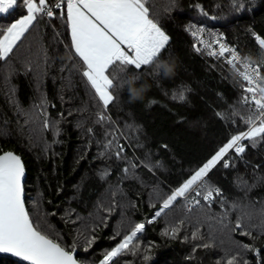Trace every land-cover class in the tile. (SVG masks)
Returning a JSON list of instances; mask_svg holds the SVG:
<instances>
[{
	"label": "trees",
	"instance_id": "trees-1",
	"mask_svg": "<svg viewBox=\"0 0 264 264\" xmlns=\"http://www.w3.org/2000/svg\"><path fill=\"white\" fill-rule=\"evenodd\" d=\"M177 2V8L165 13L164 7L169 0H149L151 11L159 15L170 34L171 43L160 59L174 62V73L158 79L142 76L136 82V86H144L141 98L129 101L123 94L121 101L114 103L109 112L116 121L117 134L128 156L135 155L137 163L141 160L153 164L160 161L163 167L152 172L138 167L135 178L121 183L124 195H118L117 201L126 204L131 200L137 207H114L107 224H99L96 228V239L91 247L86 245L85 239L91 235L92 225H88V233L81 234L83 225L74 224L73 220L77 215L87 217L95 211L97 200L103 197L110 183L118 181L117 173L124 164L100 158L95 139L90 142L86 134L89 126H94L101 136L102 129L93 123L96 112L93 93L86 88L81 74L71 70L74 60H69V49L65 47L66 43L70 44V37L59 19L55 20V28L52 23H42L15 50L11 60L6 64L0 62V151H14L22 156L26 171V208L34 222H38L53 239L69 247L75 241V254L80 264H98L105 250L122 238L111 239L122 213L126 218L122 231H127L134 222L145 221L152 214L148 203L153 186L162 182L161 187L165 191L170 186H177L214 152L224 137L233 132L230 123L214 115L215 111L229 110V105L238 98L239 90L233 83L232 73L221 61L197 53L185 28L189 22L217 28L225 34L227 41L242 45V55L255 60L259 56L258 49L251 43L243 46L247 43L245 30L251 26L257 33L264 32V0H247L250 10L239 13L231 11L232 0ZM197 3L209 13L208 17L201 16L195 9ZM19 14L18 6L10 14L0 16V26L18 18ZM213 16L216 19H212ZM42 49L48 53L46 74ZM29 64L31 71L26 70ZM62 68L65 70L61 71ZM182 86L190 89L185 93L186 101L174 100L173 92L181 90ZM42 97L48 100L47 115L60 121L58 136L51 130H40L39 124L36 126L38 131L34 133L31 126L24 125V117L17 113V103L21 108L30 110L34 104H39ZM84 108L87 110L78 111ZM77 121L82 127H77ZM193 121L198 123L194 125ZM233 162L234 168L225 170L221 165L212 171L210 181L223 189L229 201L245 200V189L237 186V178L247 181L248 185L255 184L247 192V200L255 201L259 208L264 200V180L257 177H264V145L255 149L249 146L244 158L233 155ZM256 165L261 167L256 168ZM105 166L111 171L107 180H101L99 171ZM108 196L110 198L111 194L108 193ZM33 202H36L35 207ZM211 208L212 214L220 211L218 204H213ZM197 217L199 224L196 223ZM230 218L234 226L236 214L232 213ZM181 219L186 221L184 228L189 236L193 228L199 227L207 240L210 226L217 229L214 232L215 246L207 250L197 249L191 254V260L187 259L192 245L191 241L182 242L185 232L179 233V239L162 235L166 227ZM219 228L215 219H207L200 210L187 214L177 204L152 224L146 223L145 230L140 234L143 245L140 253L136 256L126 254L120 258L119 264H217L230 252L235 254L238 242L254 244L259 251V256L256 252L245 253L250 264H257L264 257V236L252 240L236 232L229 240L227 232H220ZM221 239L224 241L222 246ZM149 245L150 259L145 262L144 249ZM0 264L23 262L0 255Z\"/></svg>",
	"mask_w": 264,
	"mask_h": 264
},
{
	"label": "snow or ice",
	"instance_id": "snow-or-ice-1",
	"mask_svg": "<svg viewBox=\"0 0 264 264\" xmlns=\"http://www.w3.org/2000/svg\"><path fill=\"white\" fill-rule=\"evenodd\" d=\"M18 6V18L0 26V62L6 64L11 60L15 50L38 25L52 23L55 28V20L59 19L70 37V44L66 43L65 47L69 49V60H74L71 70L81 74L86 88L93 93L96 107L93 123L102 129L101 136L97 134L94 126H89L86 129L89 141L95 139L100 158L124 164L117 173L118 181L110 183L103 197L97 200L95 211L90 212L87 217L77 215L73 220L74 224L83 225L81 234L88 233V225H92L91 235L85 239L86 245L91 247L96 239V228L99 224H107L114 207H137L131 200L126 204L117 201L118 195H124L121 183L126 179L135 178L138 167L147 168L150 172L163 167L160 161L153 164L141 160L137 163L138 158L135 155L128 156L117 134L119 130L115 127L116 121L109 112L114 103L121 101L123 94H126L129 100L128 87L136 84L142 76L149 75L158 79L160 76L168 77L174 73V62L169 75H164L157 63L168 50L171 37L159 15L151 11L149 0H0V16L10 14ZM177 7V0H169L164 11L168 13ZM194 7L201 16H209L200 3ZM250 8L247 0H232L230 5L231 11L236 13ZM211 18L216 19L215 16ZM185 31L190 32L198 41V44H192L197 53L207 52L209 56L222 58L224 64L232 69L233 83L239 90L238 98L229 105V110L215 111L214 115L230 123L233 132L224 137L214 152L186 179L178 182L177 186H170L167 191L161 187L162 182L153 186L148 203L152 214L146 217L145 221L134 222L127 231H122L126 220L122 213L111 239L122 238L113 247L105 250L98 264H119L120 258L126 254L138 255L143 247L140 234L145 230L146 223L152 224L177 204H180L187 214L200 210L207 219H215L220 226L219 231H226L229 240H232V234L236 232L252 240L264 236V200L260 202L259 208L256 207L255 201L247 200V192L255 184L248 185L247 181L237 178V186H243L245 189V200L229 201L223 189L209 179L211 172L221 165L225 170L234 168L233 155L243 159L249 146L255 149L264 145V32L257 33L251 26L245 30L247 43L243 46L247 47L248 43H251L259 51L258 58L254 60L251 56L241 55L242 45L227 41L222 32H214L192 22H189ZM56 35L60 33L56 32ZM205 35L207 39L204 38ZM41 51L46 74L48 53L46 49ZM26 70L31 71L30 64ZM7 78L6 76L5 79ZM188 91L190 89L182 86L181 90L173 92L172 98L186 101L185 93ZM47 105V98L42 97L39 104H34L30 110L21 108L18 103L16 108L18 115L24 117V125L31 126L34 133L38 131L36 126L39 124L40 130H51L58 136L60 121L47 115ZM86 110L84 108L78 111ZM196 123L198 121H193L194 125ZM77 127H82L80 121H77ZM163 147L167 148V145ZM110 171L108 166L101 169L100 179L107 180ZM24 176L25 163L22 156L14 151H0V253L18 257L23 264H80L75 255V241L70 247L66 246L43 231L38 222H34L25 204V188L22 182ZM257 179L264 180V177ZM108 193L111 194L110 198ZM213 204H218V213L212 214ZM33 205L35 207L36 202H33ZM232 213L236 214L234 226L230 218ZM44 216L46 218L47 214ZM185 223L183 219L177 221L166 227L162 235L169 239H179V233L185 232L182 242L191 241L192 245L187 259L191 260V254L196 253L197 249L207 250L215 246L214 232L217 229L210 226L208 239L205 240L199 227L193 228L189 236L184 228ZM188 223L191 224L192 221L189 220ZM196 223H200L199 217L196 218ZM223 243L221 239L220 245ZM150 248L151 245L144 249L145 262L150 259ZM247 252L260 255L254 244L238 242L235 254L230 252L226 259L218 261L217 264H250L249 259L245 257ZM257 264H264V257H261Z\"/></svg>",
	"mask_w": 264,
	"mask_h": 264
},
{
	"label": "clouds",
	"instance_id": "clouds-1",
	"mask_svg": "<svg viewBox=\"0 0 264 264\" xmlns=\"http://www.w3.org/2000/svg\"><path fill=\"white\" fill-rule=\"evenodd\" d=\"M157 63L160 65L161 69L163 70L164 75L170 74V70L172 68V62L170 60L160 59ZM143 91H144V86H136V84H133L132 86L128 87L129 100L135 101L141 98Z\"/></svg>",
	"mask_w": 264,
	"mask_h": 264
},
{
	"label": "built area",
	"instance_id": "built-area-1",
	"mask_svg": "<svg viewBox=\"0 0 264 264\" xmlns=\"http://www.w3.org/2000/svg\"><path fill=\"white\" fill-rule=\"evenodd\" d=\"M198 26H200V25H198ZM203 26H204L206 29H208V30H212V31H214V32H218V33L221 32V31H220L219 29H217V28H213V27L206 26V25H203ZM187 33L189 34V36H190V38L193 40V42L198 44V41H197L195 38L192 37L191 33L188 32V31H187ZM204 38L207 39V35H205ZM203 54H204L207 58H210V59H213V60L221 61V62L224 64L222 58H217V57H214V56H209V55L207 54V52H204ZM241 55H242V54H241ZM243 56H244V55H243ZM224 65H225V66L231 71V73H232V69H231V67H230V66H227L226 64H224Z\"/></svg>",
	"mask_w": 264,
	"mask_h": 264
},
{
	"label": "water",
	"instance_id": "water-1",
	"mask_svg": "<svg viewBox=\"0 0 264 264\" xmlns=\"http://www.w3.org/2000/svg\"><path fill=\"white\" fill-rule=\"evenodd\" d=\"M25 179H26V171H25V176H24L23 179H22L23 184H24V182H25ZM24 199H25V194H24ZM0 255H2V256H7V257H10V258H14V259L20 261V258H18V257H14V256H12L11 254L0 253ZM75 255H76V254H75Z\"/></svg>",
	"mask_w": 264,
	"mask_h": 264
}]
</instances>
